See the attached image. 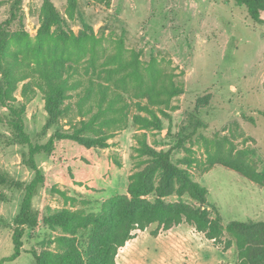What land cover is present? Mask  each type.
I'll return each instance as SVG.
<instances>
[{"label":"rangeland","instance_id":"1","mask_svg":"<svg viewBox=\"0 0 264 264\" xmlns=\"http://www.w3.org/2000/svg\"><path fill=\"white\" fill-rule=\"evenodd\" d=\"M50 1L67 22L74 43L40 37L43 0H24L23 28L10 27L6 47L10 60L27 71L38 64L62 60L78 67L84 84L83 71L94 80L100 76L105 81L96 79L97 82L116 88L128 108L121 130L112 131L108 148L87 149L72 141H57L53 155L36 156L45 185L38 188L33 209L41 215L77 210L100 212L109 198L126 194L129 177L140 169L138 138L145 136L156 150L173 149L187 132L182 127L191 126L190 116L194 115L205 128L184 147L175 149L172 157L193 160L189 168L191 177L206 188L208 209L212 216L211 209H217L223 226L232 221L264 222V184L252 183L216 164L235 160L252 169L264 168V118L259 115L264 111V23L253 22L246 8L235 0H77L78 12L72 16L67 0ZM9 2L0 0V22L8 18ZM261 18L264 20V12ZM81 20L90 31L84 30ZM26 82L18 85L16 97L26 104L25 127L32 142L43 145L57 130L72 132L70 124L82 120L76 117V108L45 136L40 135L47 119L44 100L35 90L31 101L25 102L20 92ZM115 83L121 86L117 88ZM173 88L182 91L174 94ZM77 100L74 97L70 103L76 105ZM144 108L161 120L162 131L142 128L134 120L135 116H148ZM2 112L5 109L0 107ZM149 120L153 118L149 116ZM9 136L7 127L0 123V170L28 183L34 173L24 162L27 147L6 145L5 138ZM0 193L3 195L0 258H3L13 250V220L19 211L22 192L0 188ZM177 199L171 196L166 202ZM182 201L197 206L186 196ZM74 221L79 224L76 218ZM87 231L78 230L76 238L83 242ZM193 232L198 236L192 237L198 244L195 264H205L201 254L214 249L222 257L217 258V264L238 263L234 245L220 255L224 241L213 243L203 234ZM133 234L136 240L118 250L119 259L135 248L154 251L155 242L148 232L137 230ZM159 234L165 240L171 238L164 230ZM69 238L72 234L60 228L52 230L40 225L29 229L23 237L21 256L4 264H35L28 251L60 254L68 245L65 239ZM180 252L187 258L186 251Z\"/></svg>","mask_w":264,"mask_h":264},{"label":"trees","instance_id":"2","mask_svg":"<svg viewBox=\"0 0 264 264\" xmlns=\"http://www.w3.org/2000/svg\"><path fill=\"white\" fill-rule=\"evenodd\" d=\"M23 1L10 0L8 18L0 22V107L5 109V112L0 114V123L4 124L10 133V136L5 138L6 145L27 147L28 151L23 154L24 162L33 171L34 177L26 183L0 170V188L22 192L19 211L13 220L11 234L13 250L9 256L0 258V264L19 258L23 252L25 232L37 229L40 225L48 226L52 230L60 228L65 233H71L72 238L65 239L68 245L60 254L48 251L38 254L33 249L28 251L35 264H116L118 250L134 238L133 231H146L155 238L161 230L179 225L193 228L213 243L224 241L225 248L221 253H225V249H230L234 245L238 257L237 264H264V222L232 221L223 226L222 217L217 209H211L214 216L208 209L206 188L191 177L189 168L193 160L187 158L175 160L172 157L175 149L184 147L200 129L205 128L194 115L190 116L191 130L188 131L189 127H182V130L187 129V132L178 139L173 149L156 150L148 144L145 136L138 138L139 148L136 152L142 160L140 169L129 177L126 189L128 196L125 194L109 198L102 204L98 213L77 210L72 213L41 215L33 209V198L38 188L45 185V177L37 165L36 156L53 155L57 141H72L87 149L108 148L107 141L112 137V131L121 130L125 123L128 106L116 88L106 82H97L104 80L100 76L94 80L82 70L86 77L84 84L78 67L66 64L62 60L38 64L28 71L16 61L10 60L11 54L6 48L10 40V27L16 25L23 28ZM235 2L246 8L248 17L253 22L264 23L261 18L264 0ZM67 4L71 16L78 12L77 0H67ZM42 13L40 37L45 39L55 37L64 44L74 43L67 22L50 0H43ZM81 24L84 30H91L83 20ZM112 73L111 70L108 72L110 77ZM24 81L27 82L23 84L20 94L25 102L31 101L35 90L42 94L44 100L47 119L40 135L45 136L50 128L57 126L76 108V117L82 120L77 124H70L72 132L57 130L46 144L32 142L25 127L26 104L16 97L18 85ZM119 86L121 85L115 83V87ZM172 91L178 94L182 90L173 88ZM74 97L78 98L76 105L70 103ZM144 109L148 116H135L134 120L142 128L162 131L161 120L152 111ZM259 115L264 118V111H260ZM149 116L153 120H149ZM216 164L240 174L252 183L264 184V168L252 169L244 162L235 160H221ZM150 196L151 200L145 198ZM171 196H176L178 201L166 202V198ZM183 196L194 201L197 206L185 204L182 201ZM2 198L3 195L0 193V201ZM74 218L79 224L75 223ZM78 230H88L83 242L75 236ZM225 237L227 240H222Z\"/></svg>","mask_w":264,"mask_h":264},{"label":"crops","instance_id":"3","mask_svg":"<svg viewBox=\"0 0 264 264\" xmlns=\"http://www.w3.org/2000/svg\"><path fill=\"white\" fill-rule=\"evenodd\" d=\"M193 231H195L193 228L186 225H179L164 230V233H168L169 235H171L170 240H165V238H163V236H161L160 234H158L155 238L150 236L155 242V245H153L155 247L154 251L151 248H146L145 250L144 248L141 250L140 248H135L133 250H128L126 254L121 256V259H119V255L117 253L118 257H116L115 263L130 264L134 261L138 264H184L181 262V260H183L188 264H195V247L198 244L195 243L192 237L194 236L197 238L198 236ZM180 234H183V236H185L186 238L180 237ZM184 238L186 240L185 243L184 241H182V239ZM135 240L136 239L133 238L127 241L125 246L120 248V250L124 249L129 242ZM207 245L208 244L206 243L205 246L207 247ZM208 249L211 248L209 247ZM183 250L186 251L188 255L187 258L184 257V254H180L182 253L180 251ZM212 251L213 250H211V252H205L201 254L202 258L206 261L205 264H217V258H222L221 256H217L215 249L213 252ZM219 254L221 255V252ZM137 255H141V257ZM199 255L200 254L197 253V256ZM179 256H182L183 258L178 259ZM135 259L139 261H135Z\"/></svg>","mask_w":264,"mask_h":264}]
</instances>
